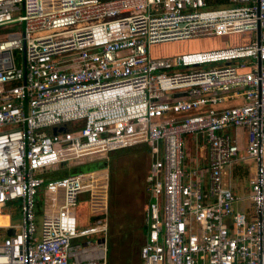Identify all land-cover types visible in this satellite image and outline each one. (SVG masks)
I'll return each mask as SVG.
<instances>
[{"label": "built area", "instance_id": "built-area-1", "mask_svg": "<svg viewBox=\"0 0 264 264\" xmlns=\"http://www.w3.org/2000/svg\"><path fill=\"white\" fill-rule=\"evenodd\" d=\"M238 33L248 42L149 54ZM138 144L140 264H264V0H0V264H107V173L45 175ZM82 193L97 216L77 230Z\"/></svg>", "mask_w": 264, "mask_h": 264}, {"label": "rangeland", "instance_id": "rangeland-1", "mask_svg": "<svg viewBox=\"0 0 264 264\" xmlns=\"http://www.w3.org/2000/svg\"><path fill=\"white\" fill-rule=\"evenodd\" d=\"M16 15L13 14V16ZM19 28L20 23L17 22L4 27L1 31L2 34H6ZM248 40L249 33H238L233 36L198 37L154 44L150 49V54L152 57H162L178 52L231 46L246 43ZM14 56L17 58V52H14ZM239 144H244L242 137ZM141 145L138 144L100 155L95 154L90 157L67 161L52 166V171L45 175L47 179H52L74 171H93L98 177H101L102 174L107 172L104 169L108 170L106 176L107 264H139L137 251L145 231V228L142 231V226L144 225L143 212L147 199L144 192L147 162L137 158V153L142 155ZM221 182L223 186H226L227 167L222 168ZM230 184H234L236 195L241 196L246 193V181L241 182L232 179ZM87 200V194H81L76 201L74 214L77 230L89 225ZM13 220V222H19L18 215L13 216ZM90 239L92 242L96 240L95 237H90Z\"/></svg>", "mask_w": 264, "mask_h": 264}, {"label": "trees", "instance_id": "trees-1", "mask_svg": "<svg viewBox=\"0 0 264 264\" xmlns=\"http://www.w3.org/2000/svg\"><path fill=\"white\" fill-rule=\"evenodd\" d=\"M74 172H79V171H74ZM232 173H233V179H235L236 181L243 182V181H245L247 179L248 170H247L246 166H242L241 164L235 163L233 165V168H232ZM39 195H40V193H39ZM38 197L35 200L36 204H38V202H39V198ZM37 211H38V205H37ZM95 216H97V214H93V215L91 214V216L89 217V221L92 222V220L94 219ZM142 229H143L142 231H144V225L142 226ZM107 252H108V248H107ZM107 252H106V254H107V257H108V253ZM138 262H139V260H138ZM139 264H140V262H139Z\"/></svg>", "mask_w": 264, "mask_h": 264}, {"label": "crops", "instance_id": "crops-1", "mask_svg": "<svg viewBox=\"0 0 264 264\" xmlns=\"http://www.w3.org/2000/svg\"><path fill=\"white\" fill-rule=\"evenodd\" d=\"M141 150H142V155H141V153H137V158H140L141 160H143V161H145V162H147V146L146 145H144V144H142L141 145ZM146 167H147V164H146ZM104 168V167H103ZM105 171H107L108 172V170L107 169H104ZM146 170H147V168H146ZM106 172V173H107ZM145 178H146V171H145ZM144 183H145V179H144ZM82 194H84V193H82ZM81 195V194H80ZM80 195H79V197H80ZM88 201V200H87ZM87 208H88V215H89V217L91 216V210H90V208H89V206H88V202H87ZM91 222L89 221V224H90ZM86 227V226H85ZM84 228V227H83ZM80 229H82V228H80ZM90 237H95L96 238V236H94V235H92V236H88V237H79V238H76V239H74L73 241H72V244H80V245H84V243H86V242H89L91 239H90Z\"/></svg>", "mask_w": 264, "mask_h": 264}, {"label": "water", "instance_id": "water-1", "mask_svg": "<svg viewBox=\"0 0 264 264\" xmlns=\"http://www.w3.org/2000/svg\"><path fill=\"white\" fill-rule=\"evenodd\" d=\"M230 36H233V35H230ZM256 38H258V29L256 30ZM171 42V41H170ZM175 42V41H174ZM161 43H166V42H161ZM158 44V43H157ZM154 44H152V45H150V47H149V54L151 53L150 52V49H151V47L153 46ZM217 48H219V47H217ZM182 53H185V52H178V53H173V54H171V55H169V56H162V57H170V56H174V55H178V54H182ZM150 56H151V54H150ZM152 57V56H151ZM152 58H157V57H152ZM22 67H23V64H22ZM64 129V127H59L58 129H56L55 127H53V128H51V132L52 133H55L56 132V130H58V131H62ZM100 154H103V153H98V154H96V155H100ZM87 157H90V156H87ZM7 234L8 235H11V234H13V230L12 229H8L7 230Z\"/></svg>", "mask_w": 264, "mask_h": 264}]
</instances>
